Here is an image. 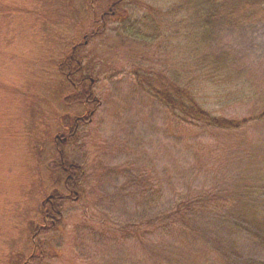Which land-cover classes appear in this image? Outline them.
I'll use <instances>...</instances> for the list:
<instances>
[{"label":"rangeland","instance_id":"374dc122","mask_svg":"<svg viewBox=\"0 0 264 264\" xmlns=\"http://www.w3.org/2000/svg\"><path fill=\"white\" fill-rule=\"evenodd\" d=\"M7 1L9 43L1 39L0 45L13 51L18 61L6 65L0 75L7 84L11 81L24 93L29 91L23 104L20 95L0 94L4 95L0 98V255L7 252L9 264L31 256L30 240L43 248L41 264H149L150 240L172 253L180 235L160 229L134 235L119 232L120 228L166 212L183 195L196 198L250 182L264 186V121L255 119L264 110L263 26L221 29L209 46L216 55L231 52L256 89L250 99L219 110L226 118L247 121L242 131L227 135L201 126L179 127L141 93L128 75L135 46L123 42L114 16L96 35L86 33L87 0ZM164 1L169 0H132V7L122 5L126 15L120 18L126 24L138 21L140 13L148 14L150 9L154 18H164ZM23 7L28 12L17 16ZM75 35L80 37L74 48L82 56L81 76L91 81L90 99L97 106L83 114L86 124L78 129L77 140L62 146L60 141L66 139L58 137L63 153L53 157L47 136L39 142V134L55 129V123L72 122L60 113L64 112L61 100L71 106L76 98L60 100L55 64L66 50L64 44ZM175 64L180 67L178 58ZM81 76L73 74L70 79L76 83ZM68 108L73 114L80 111ZM30 142L40 153L30 152ZM35 156L40 161L52 156L51 163H45L49 169L62 163L66 171L63 161H70L83 170L78 186L61 197L65 198L60 203L62 220L44 234H37L34 214L53 196L49 191L40 196L45 179L40 178L42 167L33 163ZM200 230L203 237L198 243L209 250L203 264H219L213 260L215 250L209 248L215 247L208 226ZM228 239L234 249L225 245L218 250L222 257L232 258L234 264H264L262 245L247 237Z\"/></svg>","mask_w":264,"mask_h":264},{"label":"trees","instance_id":"16d2710c","mask_svg":"<svg viewBox=\"0 0 264 264\" xmlns=\"http://www.w3.org/2000/svg\"><path fill=\"white\" fill-rule=\"evenodd\" d=\"M130 1L132 0H87L84 15L88 24L86 33L100 35L113 16L120 20L115 21V24L121 26L117 31L123 42L128 41L135 46L128 75L134 79L141 93L160 105L168 119L179 127L201 126L214 133L227 135L242 131L247 121L226 118L219 110L226 105L250 99L256 89L251 87L245 77L247 69L239 66V61L231 52L216 55L211 53L209 46L221 29L241 31L257 25L264 27V0H169L163 4L167 8L163 13L164 18H154L150 9L148 14L140 13L142 16L138 21L132 19V22L126 24L120 18L126 15L122 5L132 7ZM9 8L7 0H0V22L10 21L6 20ZM26 12L27 7H23L21 12L17 11V16H23ZM4 25L5 27L0 26V40L6 44L9 43L10 27L8 23ZM79 38V35H75L69 44H64L66 50L55 64L60 78V100L62 96L65 99L73 96L76 98L71 106L61 100L64 112L60 113L67 114L72 122L61 126L55 123V129L48 132L44 130L39 134V142L41 139L44 141L43 137L47 136L53 157L58 156L59 152L63 153L59 148L60 143L63 146L78 139V129L86 124L83 114L97 106V102L90 99L91 81L81 76L84 73L80 68L82 56H77V48H74ZM140 46L152 48H138ZM8 50L9 48H1L0 45V71L6 65L18 61L13 51ZM176 58L181 62L180 67L175 64ZM85 71L91 72L89 65ZM73 74L81 76L76 83L70 79ZM2 93L22 96V104L29 95L27 91L25 96L24 90L20 86H13L11 81L7 84L0 75V94ZM72 106L80 111L76 114L69 112L68 107ZM77 115L79 118H75ZM255 119L264 121V110ZM61 136L66 139L64 143L58 139ZM29 150L32 154L40 153L38 149L33 151L32 143ZM52 156L46 161H40L38 156L33 159V163L36 162L43 169L40 178L44 176L45 179V188L40 196L44 198L48 191L53 196V200L44 201L36 209L34 220L38 225L37 234H44L62 220L60 203L65 198L61 197L75 189L83 175L82 167L70 161H63L66 171L63 170L62 163L58 168L49 169L45 163H51ZM58 172L61 175L58 176ZM144 219L127 224L119 232L149 235L160 229L180 235L178 247L172 253L164 250L162 243L159 245L150 240L146 248L149 264H203L207 261L209 250L198 241L203 237L200 229L207 226L215 247H209L210 250H215L214 262L234 264L232 258L222 257L218 252L230 244L228 238L231 236L247 237L256 245L264 247V186L250 182L223 192L210 190L196 198L194 195H183L166 212ZM30 243L31 256L19 259L17 264H41L43 248L31 240ZM229 246L234 249L232 245ZM7 257V252L1 254L0 264H9ZM176 260L178 261L175 262Z\"/></svg>","mask_w":264,"mask_h":264},{"label":"bare ground","instance_id":"6f19581e","mask_svg":"<svg viewBox=\"0 0 264 264\" xmlns=\"http://www.w3.org/2000/svg\"><path fill=\"white\" fill-rule=\"evenodd\" d=\"M156 151V150H155Z\"/></svg>","mask_w":264,"mask_h":264}]
</instances>
